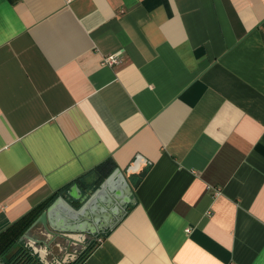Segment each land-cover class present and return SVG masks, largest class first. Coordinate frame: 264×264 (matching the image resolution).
Returning <instances> with one entry per match:
<instances>
[{"label": "crops", "instance_id": "0c3cea01", "mask_svg": "<svg viewBox=\"0 0 264 264\" xmlns=\"http://www.w3.org/2000/svg\"><path fill=\"white\" fill-rule=\"evenodd\" d=\"M116 169L80 264H264V0H0V232Z\"/></svg>", "mask_w": 264, "mask_h": 264}, {"label": "water", "instance_id": "95a60500", "mask_svg": "<svg viewBox=\"0 0 264 264\" xmlns=\"http://www.w3.org/2000/svg\"><path fill=\"white\" fill-rule=\"evenodd\" d=\"M126 183L131 187L122 169L114 170L98 188L90 189L87 194L80 197L79 207L73 205L66 193H62L29 226L20 240L33 249L43 264H68L70 260H76L75 258L83 252L82 249L91 245L102 230V223L98 224L104 221L102 215L104 207L98 205L99 200L104 198L101 196H107L108 203L113 206L111 209L118 213L116 219L120 221L125 215L126 202L120 200L118 196H123ZM74 194L70 192V195L76 197ZM84 216L85 218L90 216L88 218L94 221V230L78 229ZM79 250L82 252L78 253ZM0 264H5L1 258Z\"/></svg>", "mask_w": 264, "mask_h": 264}, {"label": "trees", "instance_id": "16d2710c", "mask_svg": "<svg viewBox=\"0 0 264 264\" xmlns=\"http://www.w3.org/2000/svg\"><path fill=\"white\" fill-rule=\"evenodd\" d=\"M106 161L104 162L105 164L107 163ZM104 163L99 166V169H102ZM50 201L46 200L39 206L34 207L0 232V256L3 257L5 264H43L33 249L26 245L24 241H21L20 238L46 209ZM97 245L98 241H94L84 253H81L76 260L68 264H80Z\"/></svg>", "mask_w": 264, "mask_h": 264}, {"label": "built area", "instance_id": "2783aa9c", "mask_svg": "<svg viewBox=\"0 0 264 264\" xmlns=\"http://www.w3.org/2000/svg\"><path fill=\"white\" fill-rule=\"evenodd\" d=\"M106 62L108 63H115V62H118V58L117 56H114V55H110L106 58Z\"/></svg>", "mask_w": 264, "mask_h": 264}, {"label": "flooded vegetation", "instance_id": "af4514ba", "mask_svg": "<svg viewBox=\"0 0 264 264\" xmlns=\"http://www.w3.org/2000/svg\"><path fill=\"white\" fill-rule=\"evenodd\" d=\"M100 233H101V232H100ZM100 233L98 234V236L100 235ZM98 236H97V238H98ZM97 238H96V239H97ZM96 239H95V240H96ZM82 250H83V252H82ZM82 250H79L78 253H79V252H80V253H81V252L84 253V251H85L84 248H83ZM79 256H80V255H78L75 259H77ZM72 261H74V260H72ZM72 261L70 260L69 263L72 262Z\"/></svg>", "mask_w": 264, "mask_h": 264}]
</instances>
